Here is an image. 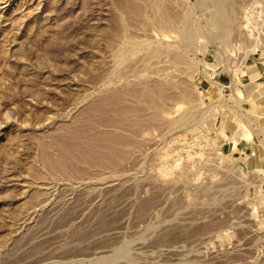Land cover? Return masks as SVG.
<instances>
[{"label": "rangeland", "instance_id": "374dc122", "mask_svg": "<svg viewBox=\"0 0 264 264\" xmlns=\"http://www.w3.org/2000/svg\"><path fill=\"white\" fill-rule=\"evenodd\" d=\"M5 1L0 264H264V0Z\"/></svg>", "mask_w": 264, "mask_h": 264}, {"label": "bare ground", "instance_id": "6f19581e", "mask_svg": "<svg viewBox=\"0 0 264 264\" xmlns=\"http://www.w3.org/2000/svg\"><path fill=\"white\" fill-rule=\"evenodd\" d=\"M7 1V0H6ZM5 1V2H6ZM234 1V0H233ZM148 3V6L149 8L151 9V17L153 15V17L151 18V20L153 19L152 22L153 25L155 24V26H157V28L159 29H162V30H168L170 29L171 31L175 29L176 31V28L178 29L177 31L180 32V35L182 37V40H183V43L186 48L190 49L195 45V43L197 42V37H198V31L199 30V27L197 26V24L195 25V23L193 21H191V19L189 18L188 14L192 15L191 13H184V14H179V13H176V11L172 10L173 8L170 7L168 4H170V2L168 0H147L146 1ZM167 2H169L167 4ZM173 2V1H172ZM201 3V5H203L202 3H205L204 0L202 2V0L199 1ZM198 2V3H199ZM220 2V0H219ZM226 2V1H225ZM228 2V1H227ZM226 2V3H227ZM233 3V2H232ZM173 4V3H172ZM171 4V6H173ZM228 4V3H227ZM230 4V3H229ZM206 5V4H205ZM147 6V7H148ZM200 6V5H199ZM228 6V5H227ZM175 7V6H174ZM218 7V5H217ZM216 8L217 11H215L213 14V16L211 18H213V22L216 23V25L220 26L222 28V30L220 32H217V37L218 39H221V40H226L228 39L227 37V31L225 30V27H223V24H224V21H225V17L223 14V11L219 8ZM222 4H221V8H222ZM230 7V6H229ZM233 7V6H232ZM148 8V9H149ZM172 8V9H171ZM187 9V8H186ZM191 9V8H190ZM228 9V8H227ZM230 9V8H229ZM192 10V9H191ZM190 10V11H191ZM174 11V12H173ZM230 11H234V10H230ZM184 12H188V11H184ZM230 13V12H228ZM230 15V14H229ZM232 16V15H231ZM230 16V17H231ZM192 17V16H190ZM233 19V18H231ZM4 20V19H3ZM228 22V21H227ZM230 23V22H229ZM249 26V25H247ZM156 28V27H155ZM250 28V26H249ZM153 30V29H152ZM154 31V30H153ZM161 31V30H160ZM169 31V30H168ZM216 32V31H215ZM157 33V32H156ZM159 33H162V32H159ZM168 35V34H167ZM179 35V36H180ZM167 37V36H166ZM162 38V37H161ZM216 38V37H215ZM230 39V38H229ZM217 40V39H216ZM220 40V41H221ZM218 41V40H217ZM223 42V41H222ZM160 43V42H159ZM168 43V42H167ZM224 43V42H223ZM196 48V47H195ZM227 50V49H226ZM122 55V54H121ZM121 57V56H120ZM207 66V64H206ZM209 67V66H207ZM206 67V68H207ZM248 72L250 73L251 72V76H252V82H255L254 84V88L252 90V94H254V91L257 92V94H254V95H251V96H256V98H259V99H264V81H259L257 80V78L259 77L260 75V70H257V67L256 65L255 66H249L248 68ZM240 94H242V91L238 88L237 90ZM155 100V98H154ZM152 100V102H149V103H153V107L157 110V111H161L162 109V106L163 104H160L159 102L156 103V101ZM158 100V99H157ZM160 100V99H159ZM259 101V100H258ZM264 101V100H263ZM165 103V102H164ZM194 107V106H193ZM165 108V107H164ZM190 110L186 111L184 115H182L179 119H177L176 121L179 122V121H187L189 120L190 118H192L194 115H195V112L194 109L192 107L189 108ZM197 110V108H196ZM162 112V111H161ZM157 113V112H156ZM160 113V112H159ZM164 113V112H163ZM162 113V114H163ZM243 138H246L248 141H251L253 139V133L252 131L246 126V125H243ZM234 143L235 144H238V140H234ZM251 150L255 151L253 154L257 156V151H256V148L253 147ZM61 159V158H60ZM258 159V157H257Z\"/></svg>", "mask_w": 264, "mask_h": 264}, {"label": "crops", "instance_id": "0c3cea01", "mask_svg": "<svg viewBox=\"0 0 264 264\" xmlns=\"http://www.w3.org/2000/svg\"><path fill=\"white\" fill-rule=\"evenodd\" d=\"M262 75H263V73L260 72V75H259V77L257 78V80H259V79H260V76H262ZM258 100H259V101H261V100L263 101L264 99H259V98H256V99H255V101L259 102ZM263 102H264V101H263Z\"/></svg>", "mask_w": 264, "mask_h": 264}]
</instances>
